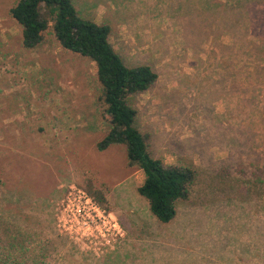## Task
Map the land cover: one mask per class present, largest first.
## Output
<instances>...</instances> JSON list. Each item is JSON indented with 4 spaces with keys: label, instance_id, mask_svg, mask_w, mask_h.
Returning <instances> with one entry per match:
<instances>
[{
    "label": "rangeland",
    "instance_id": "1",
    "mask_svg": "<svg viewBox=\"0 0 264 264\" xmlns=\"http://www.w3.org/2000/svg\"><path fill=\"white\" fill-rule=\"evenodd\" d=\"M0 0V253L25 264H264V0H72L109 25L128 67L158 75L129 102L153 158L195 171L168 224L138 194L94 63L52 37L25 49ZM104 193L105 223L68 234L66 196ZM92 198V197H91ZM93 199V198H92Z\"/></svg>",
    "mask_w": 264,
    "mask_h": 264
},
{
    "label": "trees",
    "instance_id": "2",
    "mask_svg": "<svg viewBox=\"0 0 264 264\" xmlns=\"http://www.w3.org/2000/svg\"><path fill=\"white\" fill-rule=\"evenodd\" d=\"M9 13L20 30L25 49H35L52 37L64 50L94 63L100 100L109 123L97 150L124 146L129 165L144 174L138 194L147 201L158 222L170 223L176 216V205L190 197L195 171L188 165H167L151 156L148 138L134 126L136 111L129 102L132 96L155 84L157 73L148 65L126 66L109 41L110 26L82 18L72 0H15ZM87 192L96 203L107 206L102 191L89 186ZM0 264L25 263L4 250Z\"/></svg>",
    "mask_w": 264,
    "mask_h": 264
},
{
    "label": "built area",
    "instance_id": "3",
    "mask_svg": "<svg viewBox=\"0 0 264 264\" xmlns=\"http://www.w3.org/2000/svg\"><path fill=\"white\" fill-rule=\"evenodd\" d=\"M67 214V220H58L59 228L68 233L78 235L79 232L90 231L89 235L80 234L87 238L93 236L101 224L105 223L104 211L98 204L87 195L83 190H73L66 196L64 207Z\"/></svg>",
    "mask_w": 264,
    "mask_h": 264
}]
</instances>
